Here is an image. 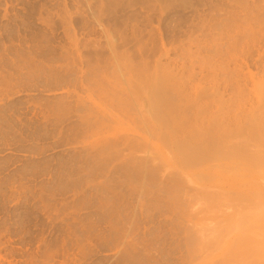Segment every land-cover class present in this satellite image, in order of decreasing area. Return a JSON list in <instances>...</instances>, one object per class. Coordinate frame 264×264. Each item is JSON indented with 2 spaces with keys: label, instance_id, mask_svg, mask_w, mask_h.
<instances>
[{
  "label": "rangeland",
  "instance_id": "374dc122",
  "mask_svg": "<svg viewBox=\"0 0 264 264\" xmlns=\"http://www.w3.org/2000/svg\"><path fill=\"white\" fill-rule=\"evenodd\" d=\"M157 74L247 115L255 156L264 0H0V264H264V200L228 190L264 163L169 167L139 130Z\"/></svg>",
  "mask_w": 264,
  "mask_h": 264
},
{
  "label": "bare ground",
  "instance_id": "6f19581e",
  "mask_svg": "<svg viewBox=\"0 0 264 264\" xmlns=\"http://www.w3.org/2000/svg\"><path fill=\"white\" fill-rule=\"evenodd\" d=\"M170 75L157 74L152 77L146 93L150 102V108L147 111L149 120L143 121L144 119H141L139 121L141 123L140 131L160 132L156 137L164 145L165 151L158 144L153 145L151 143L150 145L160 156L164 153L167 154V152L171 155L172 163L166 160L169 167H177L180 172L185 171L186 178H190V175L187 174L189 169H196L200 173H205L202 174L201 179L206 181L209 178L207 173L213 171L215 167L221 170H228L229 168L235 170L240 167L238 169L240 171L245 169L244 166L250 167L264 163V141L260 146H257L259 150L255 156L245 155L248 152L247 149H243L245 143L242 147L240 144L236 143L235 145L229 142L230 136L233 134L231 131L234 133L242 132L240 125H242V119L247 115H230L228 110L224 111L223 104H219V108L212 112L213 103L203 102L209 94L204 87L200 88V82L194 84L192 95L185 99L182 98V92H179L180 86L174 82ZM250 111L253 113V109ZM249 120L250 124L245 131L264 132L263 116H252ZM179 131L185 133L180 135L183 137L182 139L176 136ZM237 138L238 135L235 136L234 140ZM161 158L163 157L161 156ZM238 159L244 161V164L236 163ZM163 160L165 161L164 158ZM258 183L255 179L241 176L234 180L228 190L234 192L233 201L245 202V205L246 202L264 200V185L261 190L255 192H243L241 190L245 186L255 190ZM201 187L211 188L217 187V185L208 187L202 184ZM224 197L226 199V196ZM240 205L239 208H241ZM248 240H242L240 246H245Z\"/></svg>",
  "mask_w": 264,
  "mask_h": 264
}]
</instances>
